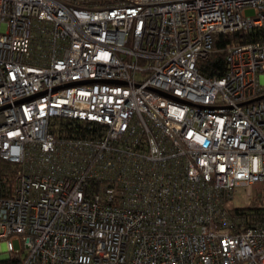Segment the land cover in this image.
Here are the masks:
<instances>
[{
    "label": "built area",
    "instance_id": "obj_1",
    "mask_svg": "<svg viewBox=\"0 0 264 264\" xmlns=\"http://www.w3.org/2000/svg\"><path fill=\"white\" fill-rule=\"evenodd\" d=\"M253 30L264 0H0V264H264V203H230L264 182V35L199 66Z\"/></svg>",
    "mask_w": 264,
    "mask_h": 264
},
{
    "label": "trees",
    "instance_id": "obj_2",
    "mask_svg": "<svg viewBox=\"0 0 264 264\" xmlns=\"http://www.w3.org/2000/svg\"><path fill=\"white\" fill-rule=\"evenodd\" d=\"M121 0H91L93 3H99L102 5L106 4H114ZM89 2L90 1H86ZM264 35V30H253L249 32H241V31H234V32H227V33H219L215 37L214 48L207 60L202 61L200 66V71L204 75L208 76H221L227 70V62H226V55L229 48L239 42H249L254 41L261 36ZM16 170V166L12 163L6 162L5 160L0 158V190L3 192H8L6 188L8 185L7 183L13 177ZM7 177L5 181L4 178ZM5 183H4V182ZM252 203L249 206L245 207H235L232 206V211L234 214H240L242 210L250 211V214H259L261 213L260 208L264 203V197L262 195H258L256 198L251 196ZM23 258L17 257L13 260L14 264H18L22 261ZM6 262V261H5Z\"/></svg>",
    "mask_w": 264,
    "mask_h": 264
},
{
    "label": "rangeland",
    "instance_id": "obj_3",
    "mask_svg": "<svg viewBox=\"0 0 264 264\" xmlns=\"http://www.w3.org/2000/svg\"><path fill=\"white\" fill-rule=\"evenodd\" d=\"M83 2L86 1H90V4H99V3H93L91 2V0H81ZM254 10L253 9H248L247 10V14L251 15L253 14ZM253 190V195L254 198H256L258 195H262V197H264V182H259L256 185H254L252 187ZM231 205L235 206V207H245V206H249L252 203L251 197L249 195H247L246 192V187H241L237 190L235 197L233 198V200H231ZM14 245L16 249H20L21 248V244L19 243V241L17 239L14 240ZM4 249L3 245L0 244V251H2Z\"/></svg>",
    "mask_w": 264,
    "mask_h": 264
},
{
    "label": "water",
    "instance_id": "obj_4",
    "mask_svg": "<svg viewBox=\"0 0 264 264\" xmlns=\"http://www.w3.org/2000/svg\"><path fill=\"white\" fill-rule=\"evenodd\" d=\"M264 97V95H262V96H260V97H257V98H254V99H252V100H250V101H254V100H257V99H261V98H263Z\"/></svg>",
    "mask_w": 264,
    "mask_h": 264
}]
</instances>
